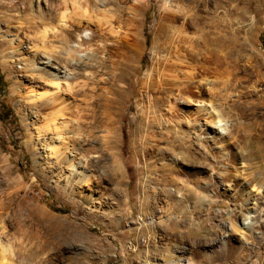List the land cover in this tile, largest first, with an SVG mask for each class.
Returning <instances> with one entry per match:
<instances>
[{"label":"rangeland","instance_id":"obj_1","mask_svg":"<svg viewBox=\"0 0 264 264\" xmlns=\"http://www.w3.org/2000/svg\"><path fill=\"white\" fill-rule=\"evenodd\" d=\"M93 4L112 8L104 0H68L67 8L78 18L95 12ZM64 7L60 0H0V242L27 257L38 243L32 236L56 230L65 249L49 264H264V212H233L239 186L251 178L264 186V160L255 155L264 147V0H122L126 14L137 7L133 27L126 16L114 25L122 37L135 34L125 42L135 47V75L112 70L128 48L118 49L112 35L98 38L96 25L74 28L68 39L54 20ZM42 29L57 34L38 52ZM178 29L194 42L216 38L226 60L207 76L187 69L195 82L208 80L202 95L191 89L192 101L145 90L157 36ZM86 34L91 40L82 42ZM66 38L76 47L73 64L88 73L72 82L80 114L60 144L29 101L30 91L47 89L46 76L27 67L65 59ZM196 51L209 57L202 44ZM111 92L131 98L125 117H106ZM199 99L223 121V145L214 143L221 129L198 113ZM134 103L142 117L128 114ZM232 226L258 236L239 240ZM19 229L27 238L21 250Z\"/></svg>","mask_w":264,"mask_h":264},{"label":"bare ground","instance_id":"obj_2","mask_svg":"<svg viewBox=\"0 0 264 264\" xmlns=\"http://www.w3.org/2000/svg\"><path fill=\"white\" fill-rule=\"evenodd\" d=\"M60 1L62 5L65 6V9L62 13L59 14L57 11V13H55L54 15L55 19H53L59 20V26L62 31H65L66 37H68V39L72 37L71 35H73L72 32H74V28L81 29L85 24L88 28H91L96 25L98 32L94 33L98 35V38L105 37L109 41L108 37L106 36L112 35L114 37V42L112 43H116L118 49L128 48V53L122 54V56L120 55L118 57V62H115L112 70L119 71L122 73L131 71L134 74L135 70L129 63L132 59L131 55L133 54V52L131 51H133L135 47L132 44L126 45L125 42L130 40L131 38L129 37L131 36H133L132 39H134L135 34L132 33L126 35L125 37H122V35H118L119 32L115 30L114 25H120L121 23H123L124 17L126 16V21L129 22V26L131 25L133 27V23H135V17H137V12L135 11L137 7L135 8V10H131V8H128L130 10V13L128 14L127 12L126 14L125 12H123V7H120L122 5V0H104V2L106 3V7H112L110 11L101 9L99 4H97V6L93 4L96 9L94 10L95 12H92L88 15L87 10H85L84 14L78 16V18H75L76 13L74 14L72 12H69V9L67 8L68 0ZM27 9L28 7L24 9V12ZM179 14L181 13L179 12ZM52 16L53 14L50 13L49 15H47V19L51 21L50 19L52 18ZM43 18L44 17L39 14L38 19L43 21ZM103 25L106 26V29H101L103 28ZM130 29L128 30V33H131L133 30L132 29L130 31ZM50 33L54 32L49 29H42L39 35L40 46L37 45L35 47L38 52L48 50L46 47V41L48 40V36L50 35ZM54 34H57V32L55 31ZM175 34H172V30H168L163 31L162 35L157 36V39H159L160 42L155 43V46L157 47V52L154 55L152 61V73L148 78L149 82L147 83L145 90L146 92H152L153 90H156L159 95L165 96L167 98H170L171 96H173L174 93H177V95L183 96V98H186L188 101H192V99L190 98V96L193 95L191 89L198 90V93L202 95L205 85L208 82L207 79H202L200 81L195 82L194 73L196 72V70H200L201 74L207 76L212 71V65L221 66L222 64L226 63V60L219 58L216 53V50L218 51L216 45L219 44V46L221 47V42L216 38H205L204 40L199 38L198 41L194 42L193 40H190L191 38L188 36L189 34H185L183 30L181 31V29H178ZM90 36L91 35L89 34L82 35L80 36V39L82 42L84 40H91ZM65 40L66 41H64V45L69 49V52L67 53V57L65 59H59V57L52 56L51 58L47 59V63H39L40 65H42L43 68L36 67V63H33V65L27 67V72L30 73V75L32 76L35 72H39L40 74L46 76L45 86L47 87V89H45L42 93L39 91H30L29 101L32 105L31 109L35 111V114L38 117H44V122L46 123V127L44 130H46V135L57 133L58 141L61 140L60 144H65V134H62L71 133L70 131L75 124V119H77V117H79L78 115L80 114L79 111H77L78 106L74 104L76 91L72 82L76 80L77 76L79 75L78 73H83L87 71L86 67L82 66L79 68L77 67V65L73 64L76 59L75 55H73V49H76V47H72L69 44L67 38ZM233 42L236 43V41ZM200 44H202V49L206 50L207 55H209V57L206 59H203V53L201 54L196 51V47ZM235 46H237V44ZM229 52L232 51L230 50ZM134 53L136 56H140L142 54L140 53V51ZM54 54L57 55L56 53ZM78 57L82 59V57ZM134 62H136V60ZM227 66L229 67V65ZM187 69L192 70L194 73L187 71ZM117 78L118 76H115L114 74L113 79L115 82ZM63 81L65 82V84H62ZM126 82L128 81L126 80ZM117 93L121 95L120 92ZM83 94L85 98H88L86 92ZM113 95L116 94H114V92H111L110 97L108 98V107L110 108L111 114H108L106 117H109L110 115H112L113 117H125L124 110L127 107V104L131 100V98H126L125 96L124 98L121 95V97L119 96L120 98L116 99V96L114 98ZM155 102L160 103L159 100H156ZM197 103L199 104L198 113L209 116V119H211L209 124L215 125L216 127H218V129H221L217 132L221 138L220 140L215 139L214 143L216 145H223L224 141L222 140L226 138V134H223L224 132L222 133V131H224L223 129L225 128L222 129L223 125L221 124L223 121L220 120V116L215 117V114L211 113L207 108V103L203 102L202 100H197ZM136 111V117H142L138 116V105L135 103L131 105L128 114H132ZM60 121H63L64 123H60ZM212 127L214 128V126ZM262 152L264 153V147L262 149H258L255 152L256 158H262L264 160V155ZM69 157H71V155ZM65 162L69 163L70 161L66 160ZM72 166L73 165H71V167ZM262 167L264 168V164L262 165ZM258 184L259 182L257 181V179L251 178L245 181L241 186H239L241 187V190L236 191L234 195L238 202H236V204L234 205L235 210L233 212H236L238 214H240L241 212H245L247 215L254 214L257 217H260L263 214L264 191L262 192L261 190L264 188V186L261 185L257 187ZM255 189L256 191H254ZM244 193L246 194L244 196L245 199H243V196H241ZM250 202H253V204H250ZM256 216L254 217L256 218ZM247 231L243 233V229H237L232 226V235L236 238H239V240L240 238L244 239L247 235H249L253 239H256V236H258V232H255L253 229H249ZM4 232L5 229L0 230V236H3L2 234L5 235ZM18 234L19 237H17L16 240L19 242V249L21 250L23 249L25 240H27V238H25L26 236L20 229L18 231ZM32 238L34 240H37L38 243L35 245L32 251L29 250L25 252V254L27 253L28 258L17 249L16 253L12 244L7 243V245H4L0 242V264H31L30 259L36 260L46 255H48L49 258H47L45 262L32 263L49 264L53 257L57 256V254L61 252V249H65L63 243L59 241L60 235L56 230H52L46 237L34 235L32 236ZM29 254L31 255L29 256Z\"/></svg>","mask_w":264,"mask_h":264},{"label":"built area","instance_id":"obj_3","mask_svg":"<svg viewBox=\"0 0 264 264\" xmlns=\"http://www.w3.org/2000/svg\"><path fill=\"white\" fill-rule=\"evenodd\" d=\"M142 243H145V240L144 239H142Z\"/></svg>","mask_w":264,"mask_h":264}]
</instances>
